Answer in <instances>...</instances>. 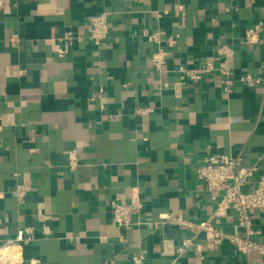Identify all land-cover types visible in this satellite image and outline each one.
<instances>
[{
	"label": "crops",
	"instance_id": "1",
	"mask_svg": "<svg viewBox=\"0 0 264 264\" xmlns=\"http://www.w3.org/2000/svg\"><path fill=\"white\" fill-rule=\"evenodd\" d=\"M180 1L181 16L176 0H0V238L28 239L5 246L13 264H133L138 253L146 264H264V254L205 232L178 254L192 234L162 218L200 222L213 213L196 172L213 154L242 155L257 167L254 180L264 173V0ZM102 13L112 27L98 46L85 35ZM259 23L261 40L247 42ZM144 29L177 36L163 43L160 70L159 45ZM70 31L82 39L61 57L56 43ZM224 45L234 48V77L260 83L238 82L229 93L220 73L181 83L180 66L222 65ZM16 172L32 185L24 203L14 195ZM134 191L148 223L120 227L110 202ZM236 222L230 212L216 224L231 232ZM253 230L264 245V213Z\"/></svg>",
	"mask_w": 264,
	"mask_h": 264
},
{
	"label": "built area",
	"instance_id": "2",
	"mask_svg": "<svg viewBox=\"0 0 264 264\" xmlns=\"http://www.w3.org/2000/svg\"><path fill=\"white\" fill-rule=\"evenodd\" d=\"M185 11V4L176 0L174 14L181 16ZM112 27V22L106 13L97 14L90 18L88 33L85 38L95 45H102L106 40ZM263 29L262 23L256 24L246 30L245 38L249 43H257L260 39V33ZM143 35L152 42H157L159 47L152 56V61L157 69H161L166 56V50L162 47L163 43L174 46L177 43L176 35H169L162 39L159 31L143 30ZM82 39L73 32H68L56 43V52L59 56H64L69 52L71 44ZM234 55V48L229 45L221 46L218 50L217 59L222 65H215L213 61L204 62L198 67L188 68L180 66L181 83L200 80L205 75L220 73L225 92L229 93L233 86L238 82L260 83L261 80L247 73L239 78L234 77L233 69L228 65L229 59ZM102 91V89L100 90ZM148 108H140L139 113L148 112ZM68 165L75 169L79 165V154L77 150L68 151ZM256 166H247L244 164L242 155L232 154H213L209 156L205 164L197 167V177L203 182L205 191L212 200L216 202V208L213 213L204 221L195 222L188 220L181 214H165L162 218L165 221L176 223L191 232V236L184 238L181 244L176 248L178 254H182L187 248L195 244V239L201 232L210 236L212 241L228 240L241 253H249L256 250L264 254V245L252 239L254 233L253 224L258 212L264 213V173L254 180ZM17 183L14 188V195L18 202L24 203L32 190V185L23 182L18 172L14 173ZM255 183L253 190L246 189L251 182ZM112 221L120 227H132L134 225H144L148 221L144 214V202L139 193L134 191L127 199L121 200L114 198L110 202ZM230 212L236 214L237 222L234 231H228L218 226L216 222L228 217ZM243 231V234L238 231ZM44 230L48 232V229ZM105 240V237H101ZM27 241L21 236L2 242L0 238V264H13L11 258L2 251L5 246ZM133 264H146L144 253H138L132 256Z\"/></svg>",
	"mask_w": 264,
	"mask_h": 264
},
{
	"label": "bare ground",
	"instance_id": "3",
	"mask_svg": "<svg viewBox=\"0 0 264 264\" xmlns=\"http://www.w3.org/2000/svg\"><path fill=\"white\" fill-rule=\"evenodd\" d=\"M8 248H9V247L4 248L3 251H2L6 256L9 255V253H8V252H9V251H8ZM9 256H10V255H9ZM9 256H8V257H9ZM9 258H10V257H9Z\"/></svg>",
	"mask_w": 264,
	"mask_h": 264
}]
</instances>
